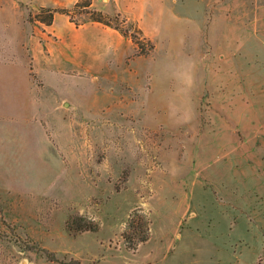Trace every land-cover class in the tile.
Returning a JSON list of instances; mask_svg holds the SVG:
<instances>
[{
  "label": "rangeland",
  "instance_id": "374dc122",
  "mask_svg": "<svg viewBox=\"0 0 264 264\" xmlns=\"http://www.w3.org/2000/svg\"><path fill=\"white\" fill-rule=\"evenodd\" d=\"M28 1L0 0V11L21 21ZM142 7L127 13L151 14L155 32L145 36L155 49L132 73L98 83L47 78L45 102L67 97L74 112V131L60 120L47 126L65 140L61 146L46 141L37 156L32 147L12 156L6 140L0 145V264H264V190L246 189L263 173L251 174L247 186L243 174L248 156L264 162V147L236 113L245 99L232 62H262L264 0ZM135 26L129 19L124 28L139 35ZM227 169L235 172L231 184ZM142 200L155 209L152 235L132 252L123 225ZM80 210L96 218L98 232H69L67 220Z\"/></svg>",
  "mask_w": 264,
  "mask_h": 264
},
{
  "label": "crops",
  "instance_id": "0c3cea01",
  "mask_svg": "<svg viewBox=\"0 0 264 264\" xmlns=\"http://www.w3.org/2000/svg\"><path fill=\"white\" fill-rule=\"evenodd\" d=\"M77 1L29 0V3L24 5L31 6V9L26 8V16L21 21L13 17L7 18L0 11V145L2 147L3 140H6L12 156H25L29 152L23 148L27 147L34 148L30 156H37V148L44 146L46 141L57 147L61 146L65 140L60 133H48L47 126L54 127L56 120H60L68 132L71 128L74 131V123L71 120L74 118V112L70 110V100L67 97L61 99L57 95L56 100L45 102L51 92L44 91L52 88L47 84V78L79 82L88 79L97 83L117 81L127 70L132 73L131 68H135V62L143 58H132L136 47L130 38L112 27L90 19L80 27H77L68 15L60 13L56 14L53 24L49 26L29 21V13L32 10L41 7L55 8L58 4L73 7ZM151 1L121 0L118 7H109L102 6L100 0H95L92 6L108 14L128 15L130 20L139 24L145 35L151 36L155 32L151 26V14L141 16L127 13L129 7L142 10V5L151 4ZM262 55L264 56V51ZM261 60L260 63L263 64L264 58ZM232 62L242 74V80L238 79L242 92L236 93L240 95L241 100L245 99L234 114H244L246 129L252 131L251 135L259 140L253 144L258 146L260 143V146L264 147V70L254 59L242 63L234 58ZM260 72L263 77L255 75ZM39 82H43L45 86ZM232 97L230 93L227 99ZM221 99L226 97L221 96ZM227 105L230 112L231 107ZM225 107L223 103L222 108L226 109ZM253 157L256 159L255 164L248 160L251 158L248 156L244 165L246 186L247 181L253 177L251 174L263 173L264 178V162L262 159L258 162L260 157L257 155ZM234 175L235 172L227 169L223 180L231 184L232 179H235ZM263 178L258 179L256 186L246 189H249V192L263 193Z\"/></svg>",
  "mask_w": 264,
  "mask_h": 264
},
{
  "label": "trees",
  "instance_id": "16d2710c",
  "mask_svg": "<svg viewBox=\"0 0 264 264\" xmlns=\"http://www.w3.org/2000/svg\"><path fill=\"white\" fill-rule=\"evenodd\" d=\"M93 0H78L73 7L58 6L55 8L41 7L37 11H30L29 21L32 23H42L47 26L52 25L56 14H66L70 17L77 27H80L84 22H80L74 16L75 13L88 14L89 19L94 22L101 23L105 26L112 27L119 31L123 36L128 37L135 44L137 52L136 56H148L155 49V44L149 38H147L143 30L139 26H135L134 30L137 34L131 32V30L125 29V25L129 24L127 19L122 13H116L114 15L105 13L103 11L93 8ZM133 27V25H131ZM137 209L129 215L127 227L122 232V237L125 241V246L129 251L136 252L140 246L151 239L152 218L147 220L142 217ZM67 228L73 236H77L85 232H98L101 228L99 222L91 221L88 216L81 214H72L67 220ZM47 253L48 257L52 261H59L55 252L49 250H43ZM77 264H82L77 260H73Z\"/></svg>",
  "mask_w": 264,
  "mask_h": 264
},
{
  "label": "clouds",
  "instance_id": "9594fccd",
  "mask_svg": "<svg viewBox=\"0 0 264 264\" xmlns=\"http://www.w3.org/2000/svg\"><path fill=\"white\" fill-rule=\"evenodd\" d=\"M136 211H138L139 214L147 220L148 218H150L151 213L154 212L155 209L147 201L142 200ZM80 214L84 215L83 210H80ZM87 216L91 221L97 222L96 218L92 217L91 215H87ZM126 227L127 224L123 225L124 230L126 229ZM22 264H24V262H22Z\"/></svg>",
  "mask_w": 264,
  "mask_h": 264
},
{
  "label": "built area",
  "instance_id": "2783aa9c",
  "mask_svg": "<svg viewBox=\"0 0 264 264\" xmlns=\"http://www.w3.org/2000/svg\"><path fill=\"white\" fill-rule=\"evenodd\" d=\"M104 2H108V1H111V0H103Z\"/></svg>",
  "mask_w": 264,
  "mask_h": 264
}]
</instances>
